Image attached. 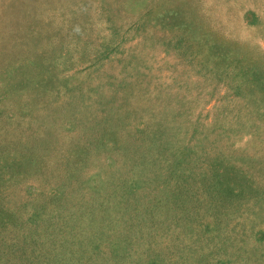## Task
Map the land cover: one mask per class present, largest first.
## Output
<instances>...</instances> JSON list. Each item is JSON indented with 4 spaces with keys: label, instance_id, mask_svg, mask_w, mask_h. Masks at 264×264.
Masks as SVG:
<instances>
[{
    "label": "rangeland",
    "instance_id": "1",
    "mask_svg": "<svg viewBox=\"0 0 264 264\" xmlns=\"http://www.w3.org/2000/svg\"><path fill=\"white\" fill-rule=\"evenodd\" d=\"M0 264H264V0H0Z\"/></svg>",
    "mask_w": 264,
    "mask_h": 264
}]
</instances>
